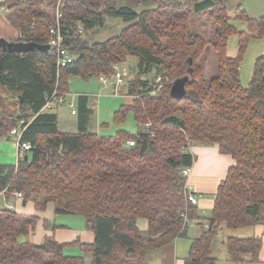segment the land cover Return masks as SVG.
I'll use <instances>...</instances> for the list:
<instances>
[{
  "label": "trees",
  "instance_id": "obj_1",
  "mask_svg": "<svg viewBox=\"0 0 264 264\" xmlns=\"http://www.w3.org/2000/svg\"><path fill=\"white\" fill-rule=\"evenodd\" d=\"M56 1L26 0L10 20L20 33L14 42L47 45L49 29L56 25L51 15ZM124 1L130 5L119 0L64 1L59 28L65 48L76 58L64 68H57L48 51L0 50V139H16L12 131H18L20 143L31 145L15 166L0 165V193L5 191L7 201L21 193L22 204L31 202L38 213L52 204L55 214L84 217L94 241L71 246L89 255L90 264H147L150 253L185 237L194 222L202 231L184 264H215L212 244L220 225L264 227V54L245 88L239 73L251 35L264 38V18L236 15L247 24V31L239 32L221 4L226 0ZM209 10L215 11L218 27L213 44L218 68L205 81L197 59L208 41L189 33L188 19ZM107 20L127 27L89 45L86 36L104 30ZM234 34L243 40L231 58L227 41ZM128 58L135 59L137 79L121 89L133 101L115 113L114 122H125L131 114L138 132L105 138L84 130L59 132L57 115L43 110L46 99L54 92L67 96L71 77L111 78L114 67ZM154 68L165 78L155 98L145 92L141 79ZM189 69L186 97L173 99L172 83ZM129 140L134 146L127 148ZM192 145L217 146L235 161L217 187L207 219L186 199L182 171L193 166ZM39 220L0 207V264H85L83 256H65V246L53 237L41 244L27 241ZM141 220L147 223L144 231L138 227ZM225 246L233 263L259 261L261 239L230 237Z\"/></svg>",
  "mask_w": 264,
  "mask_h": 264
},
{
  "label": "crops",
  "instance_id": "obj_2",
  "mask_svg": "<svg viewBox=\"0 0 264 264\" xmlns=\"http://www.w3.org/2000/svg\"><path fill=\"white\" fill-rule=\"evenodd\" d=\"M7 1L8 0H0V39H4L8 42H14L20 37V33L19 30L8 19L9 8L7 7ZM261 18H264V16H262ZM243 31H247V30H242L239 32H243ZM227 55L231 58L235 57L234 54H230L228 49H227ZM94 79H99V78H94ZM99 82H100L99 84L102 85L103 90L108 87L110 88V91H113V87L111 84L109 87L108 85L107 86L103 85L100 80ZM68 83L69 86H71L70 80H68ZM102 87L98 88L95 83V85L91 84L87 88H84L83 90H80L81 89L80 88L79 91L82 92L80 93L73 92L75 93V95H73L74 97H72L71 101H69L68 99V97L71 95L69 90V93L66 97L68 102L70 103L73 102L72 103L73 106L69 107L67 105H60L51 110L57 115L59 132L76 134L79 133L81 130H84L87 133L96 134L99 137H104V138L106 137L101 135L102 131L107 127H109L108 121L102 122V114H105L103 112V104H102V100L104 99V96H102L101 94ZM123 90L124 89H121L119 93L116 95L117 96L121 95L124 104L121 105L119 108L110 111L111 112L110 114L112 116L110 118L111 123L116 127V131L113 132L114 134L112 136H108V137H114L116 134L120 132L132 134L126 130L125 126L127 120L119 124L114 122L115 113L122 107L131 105L133 101V98L131 96H128ZM88 93L96 95L91 97H97V98L99 97V99H97L96 102H90L89 99L90 96L88 95ZM112 95L116 96L114 93ZM79 97L87 98V101L80 100ZM79 103H81L82 106H84V109H86L87 111L89 110V112H86L85 110H81V105ZM63 106L69 107L71 109L70 114L74 117H77V119L73 123L65 122L66 126H64V129H61L60 114L58 112L60 107ZM72 110H75L76 113L72 114ZM129 116L132 117L133 120L132 122L136 130L135 132L136 134L139 130V125H137V123L134 121L133 116L131 114ZM129 116L127 117V119L129 118ZM93 118H97V122L95 124H93L92 122ZM189 151L194 157V162H193V166L190 168V175L186 180V184L192 188L193 193L197 197V204H196L197 214L200 217L207 219L210 217L211 210L214 205V196L217 187L225 179L229 168L235 164V161L231 158V156L220 154L217 146L192 145L189 147ZM19 157L20 154L17 150L16 139H12V138L0 139V165L15 166L17 164ZM2 197L3 196L0 197V204H2V200H3ZM15 203H16L15 210L17 213L24 215H31V216L37 215L40 218L39 222L41 224V227L37 231L35 230L33 236L29 237V240L35 244H41L43 243L45 238L53 237V239L57 243L65 246L63 250L64 252L68 248H78L76 246H71L73 245V243L92 244L94 241V235L92 232L89 231V229H87L84 217L72 215L68 213L55 214L54 206L52 204L48 205L47 210L45 212L38 213L36 212L34 205L31 202L23 205L21 200H17ZM30 205H32L34 208L35 211L34 214H26V211L30 210ZM39 222L37 223V227ZM44 224H46L48 227L46 228ZM189 226H194L195 228V232L192 231V235H191L192 239L187 236L188 234L187 231L185 237L177 238L175 241L164 246L160 250L150 253L147 257V264H149L150 262H152V264H184V261L189 256L192 241L198 238L202 231L201 227L196 222L190 224ZM146 227H147L146 222L140 224L141 229L145 230ZM224 228L226 229V231H224ZM234 230L237 231H229V229L226 228L224 225H220L218 227L217 234L213 240L212 252H211L212 256L216 259L215 264H222L221 262H223V264H241V263H233L228 259L225 243L226 240L230 237H235L240 239H249V238L261 239V249L258 256L259 261L256 263H244V264H264V227L262 225H255L252 227L237 228ZM223 231L226 232V236H225L226 238L224 237V241L222 245L216 246L214 244V242H216L215 239L217 235L219 233H222ZM218 249L224 250L226 252L224 257H222L221 261H219L218 258V253H217ZM90 263H91V259H90Z\"/></svg>",
  "mask_w": 264,
  "mask_h": 264
},
{
  "label": "rangeland",
  "instance_id": "obj_3",
  "mask_svg": "<svg viewBox=\"0 0 264 264\" xmlns=\"http://www.w3.org/2000/svg\"><path fill=\"white\" fill-rule=\"evenodd\" d=\"M60 1L64 2L65 0H57L55 3L54 9H56ZM25 2L26 0H8L7 1V7L9 8V17H8L9 20H11L13 17L15 18L16 13H18L19 9L23 7ZM119 3L130 5L129 1H124V0H119ZM221 4H223L226 7L227 13L231 17L230 19L231 23L235 26V28L238 31L247 30V25L244 20L241 21V20L235 19L234 18L235 15L239 14L238 16H240L242 13H245L249 18H253V19H260L262 16H264V0H226L224 3H221ZM217 6H219V4ZM135 9L139 10V8L137 7H135ZM51 12L50 13L52 17L55 20V10H52ZM214 12L212 10H209L207 12H204L203 14L189 15V19H188L189 33L193 36L197 35L208 41V45L205 51L197 59L198 69L205 81H210L212 78H214L217 75V68H218V56L213 48V44L216 38V30L218 28L216 23H214V18H213L214 16H212ZM126 27L127 26L124 25L119 20H107L106 27L104 30H101L98 34L86 36L87 43L91 45L96 42H103L105 40L111 39L112 37L116 36L121 30L125 29ZM242 40H243V36H240L238 34H234L231 37H229L227 41V45H228L227 49L230 52V54H234L235 57L237 56L236 54L238 51V45ZM263 52H264V38L258 39L251 35V37L247 41L245 52L243 55V60L239 68L240 81H241V86L243 88L248 86L255 62L258 57L262 56ZM135 64H136L135 59L128 58L125 63L118 66L120 69H123L122 71H125L127 74L125 77V83L132 84L137 79V76H135V70H133V67ZM141 79L145 81V83L147 84V91L149 92L147 91L145 92L153 98L158 96L159 94L158 92L161 89L162 90L164 89L165 78L160 76V74L157 73L155 68L154 70H152L151 73L143 76ZM69 80L71 81V86H69V90L71 94L68 97L69 101H71L72 97H74L73 95H75V93L73 92H78V93L82 92V91H79L80 88H81L80 90H83L84 88H87L91 84L95 85V83L98 88L102 87V85L99 84L100 83L99 79L92 78L89 80H83L80 77H71L69 78ZM108 86L110 87V82L108 83ZM113 93H114V90L110 91V88L108 87L103 90V87H102L101 94L102 96H104V99L102 100V104H103V112L105 113V114H102V122L108 121L109 127L104 129L101 135L106 136V137L112 136L114 134L113 132L116 131V127L111 123L110 118L112 116L110 114L111 113L110 111L113 109H117L121 105L124 104V101H123V98H121V95L113 96L112 95ZM88 95L90 96L89 97L90 102H96L97 99H99V97L98 98L91 97V96H96L94 94L88 93ZM100 101H101V98H100ZM70 111L71 109L69 107H66V106L60 107L58 113L60 114V128L61 129H64V126H66L65 122L73 123L76 121L77 117L72 116L70 114ZM132 121H133L132 117L129 116L125 127L127 131H129L132 134H135L136 130L134 128ZM92 122L93 124H95L97 122V118H93ZM2 204H0V207H3ZM34 212L35 211H34L33 206L30 205V210L26 211V214H34ZM143 222L145 221L141 220L138 223V227L141 231H144L143 229L140 228V224ZM40 227H41V224L39 222L38 227H36L37 228L36 231ZM187 231H188L187 236L192 239L191 237L192 231L195 232L194 226H189ZM224 231H226L225 228H224ZM224 231L217 235L215 239L216 242H214L216 246H220L223 244L224 237L226 236V232ZM229 231H237V230L229 229ZM30 235L33 236L32 234ZM30 235L25 239L33 243L32 241L29 240V237H31ZM63 253L65 256H72V257L83 256L85 258L86 264H90V257L88 255H84L78 248H68ZM217 253H218L219 261H221L222 257H224L226 252L224 250L218 249ZM221 263L223 264V262ZM149 264H152V262H150Z\"/></svg>",
  "mask_w": 264,
  "mask_h": 264
},
{
  "label": "built area",
  "instance_id": "obj_4",
  "mask_svg": "<svg viewBox=\"0 0 264 264\" xmlns=\"http://www.w3.org/2000/svg\"><path fill=\"white\" fill-rule=\"evenodd\" d=\"M64 5V2H59L56 9H55V26H52L49 29V37L47 41V45L49 46V51L48 53L55 56L56 58V64L57 68H64L68 66L69 64H72L76 61V58L70 54V52L65 48L64 46V37L60 32V21L62 18V6ZM115 73L113 77L108 78L106 76H101L99 80L101 83L105 86L110 84L113 87L114 94H118L119 90L124 86L125 84V77H126V72L122 71L123 69H120L118 66L114 67ZM68 105L69 107H72V103L67 101V97L63 95H59L57 92H54L50 97L46 99V103L43 107L44 111H51L52 109L56 108L57 106L60 105ZM76 111L72 110V114H75ZM149 125H147L148 127ZM12 135L16 136V145H17V150L20 154L21 157H23L24 153L28 150L31 149V145L29 143H20V136L21 132L18 133V131H12ZM125 146L127 148L133 147L134 146V141L129 140L125 143ZM182 175L187 179L190 175V168L183 169ZM186 188V199L187 202L196 205L197 204V197L193 193V190L191 187H189L187 184L185 185ZM4 192L0 193V197H2V202H3V207L6 209H9L11 211H16V201L21 200L22 201V194L19 192L13 193L12 200L7 201L4 196ZM186 219V218H185Z\"/></svg>",
  "mask_w": 264,
  "mask_h": 264
},
{
  "label": "water",
  "instance_id": "obj_5",
  "mask_svg": "<svg viewBox=\"0 0 264 264\" xmlns=\"http://www.w3.org/2000/svg\"><path fill=\"white\" fill-rule=\"evenodd\" d=\"M48 45H39L33 42L27 43H15V42H8L4 39H0V50L8 51V52H28V51H39V52H47L49 51ZM189 65H191V60H189ZM192 70L189 69V72L186 75L175 80L170 88V96L176 100H182L187 95L186 87L190 82V75ZM27 159V156H25Z\"/></svg>",
  "mask_w": 264,
  "mask_h": 264
},
{
  "label": "bare ground",
  "instance_id": "obj_6",
  "mask_svg": "<svg viewBox=\"0 0 264 264\" xmlns=\"http://www.w3.org/2000/svg\"><path fill=\"white\" fill-rule=\"evenodd\" d=\"M204 229H205V230H206V229H208V226H207V225H205V226H204Z\"/></svg>",
  "mask_w": 264,
  "mask_h": 264
}]
</instances>
